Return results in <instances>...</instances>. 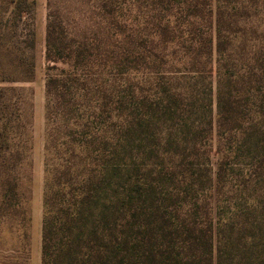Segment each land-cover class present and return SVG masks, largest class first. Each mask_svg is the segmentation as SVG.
Returning <instances> with one entry per match:
<instances>
[{"label":"trees","instance_id":"16d2710c","mask_svg":"<svg viewBox=\"0 0 264 264\" xmlns=\"http://www.w3.org/2000/svg\"><path fill=\"white\" fill-rule=\"evenodd\" d=\"M35 4L0 0V84H8L0 85V225L9 221L15 235L22 230L18 240L25 250L31 223V125L26 96L13 84L31 81L35 74V31L27 23ZM188 7L205 10L199 3ZM194 15L185 27L181 24L186 31L180 35L172 20H158L154 34L141 38L151 44V52L144 54L142 44L122 62L125 68L136 63L142 72H152L138 96L131 87L122 98L130 111L123 120L126 144L117 139L97 146L96 135L76 132L78 122L68 130L66 121L64 134H47L41 264H224L215 242L223 224L216 222L209 203L202 221L197 195L212 194L229 159L225 155L213 166L215 127L221 139L241 130L247 150L264 152V62L254 53L253 66L242 72L234 61L233 39L223 35L222 20L212 21L215 34H208ZM66 28L51 10L46 59L53 65L68 63L70 78L47 75L49 121L51 111L61 118L86 111L61 93L81 81L76 77L91 73L93 48L84 42L73 47ZM215 53L216 93L211 81L200 92L198 80L214 73ZM170 72L173 78L167 76ZM182 82L185 91H177ZM70 142L74 147L68 151Z\"/></svg>","mask_w":264,"mask_h":264},{"label":"rangeland","instance_id":"374dc122","mask_svg":"<svg viewBox=\"0 0 264 264\" xmlns=\"http://www.w3.org/2000/svg\"><path fill=\"white\" fill-rule=\"evenodd\" d=\"M35 2V10L27 18L28 25L35 31L36 44L33 50L35 74L31 81L13 84L22 89L26 96V111L31 125L29 182L31 223L27 230L29 249L25 250L19 243L18 236L22 234V230L17 235L11 233V224L6 221L0 225V264H41L46 176L45 144L47 134L51 130L64 134L66 121H69L68 130L70 126L73 127L72 122L75 124L78 122L81 129L76 132L89 131L91 136L96 135L97 146H101L104 140L113 145L117 143V139L126 144L127 131L123 128V120L130 111L121 104L122 98L128 93L127 88L131 87L135 92L133 95L138 96L140 89L148 87L147 80L152 72H142L143 69L136 63H128L131 64L130 67L125 68L122 62L130 50H134V47L140 50L142 44L146 45L143 46L144 54L151 52V44L141 41V38L148 40V37L154 34L155 22L172 20L174 27H178L180 35L186 31L182 28L191 21L190 16L196 12L193 18L201 25L207 26L208 34L212 32L215 34L211 24L220 18L224 28L223 35L234 41L232 49L238 68L245 72L247 65L253 66L251 62H254L252 60L254 53L264 62V0H35ZM188 3H199L200 8L205 10L199 12L193 7H188ZM51 10L57 13L66 25L69 43L75 48L79 42L92 46L93 56L91 73L87 75L80 73L81 76L78 77L71 76L80 78L81 81L74 84V88L62 89L61 93L66 94V99H71L77 109L80 107L83 109L85 106V113L79 115L76 110L70 117L61 118V115L51 111L52 118L49 121L46 117L47 75L52 73L62 78L64 76L70 78L67 74L70 71L68 63L59 62L53 65L46 59V27ZM181 24H184L183 27ZM217 60L218 54L215 53L214 73L207 79L198 80L197 89L200 92L204 93L207 82L211 81L213 93H216ZM208 65L210 63L207 62ZM175 66L177 69L181 68L179 65ZM181 72H191L188 73L189 76H197L189 69ZM167 76L174 77L171 72ZM176 87L177 91H185L184 82L179 85L177 83ZM128 97L131 99V94ZM213 110L216 114L215 97ZM217 129L215 127L214 130L213 166L216 168V163L223 161L225 155H229V159L225 160L226 170L223 177L216 182L212 194L207 192L197 195L199 214L203 221L209 203L213 206L216 222L218 224L222 222L223 227L220 225L222 230L216 232L215 242L217 249L220 248L224 264H264V152L247 150V145L243 144L241 130L233 131L226 139H221ZM121 142L118 143L122 144ZM72 144L70 142L71 147L66 146L68 151L74 147ZM137 145L133 146L135 151L140 150V146ZM76 148L78 151V147ZM219 148H222L220 154ZM69 156L70 153L66 158ZM122 235L125 236L124 233ZM132 236L134 235L129 237ZM186 254L192 255L191 251Z\"/></svg>","mask_w":264,"mask_h":264}]
</instances>
